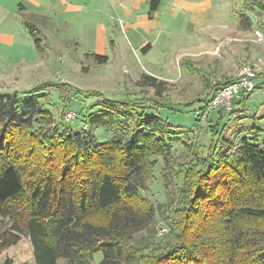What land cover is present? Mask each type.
<instances>
[{
	"label": "trees",
	"instance_id": "16d2710c",
	"mask_svg": "<svg viewBox=\"0 0 264 264\" xmlns=\"http://www.w3.org/2000/svg\"><path fill=\"white\" fill-rule=\"evenodd\" d=\"M158 4L150 1V13ZM246 7L264 13L260 0ZM85 56L98 65L108 62ZM229 82L211 88L212 95ZM139 86L158 100L167 92L166 83L144 74ZM65 88L47 83L21 94L0 93V215L11 219V228L1 233L2 249L26 235L35 264H92L96 253L102 254L98 264H264V148L255 124L229 135L217 123L209 127L205 153L194 139L181 143L187 161L175 162L173 147L181 141L166 120L148 113L152 98L98 101L85 121L91 130L82 135L54 123L44 107L47 91L54 90L65 111ZM249 96L242 93L233 109ZM233 109L219 115L231 116ZM94 128L111 138L96 140ZM156 158L165 173L176 171L181 179L178 207L169 206L176 215L166 236L137 240L153 224L148 199L138 193L148 192Z\"/></svg>",
	"mask_w": 264,
	"mask_h": 264
},
{
	"label": "rangeland",
	"instance_id": "374dc122",
	"mask_svg": "<svg viewBox=\"0 0 264 264\" xmlns=\"http://www.w3.org/2000/svg\"><path fill=\"white\" fill-rule=\"evenodd\" d=\"M264 2V0H262ZM256 18V14L251 15L253 19V28L250 35L243 37L239 43L242 46L236 49L235 55L241 52L244 44L255 43L261 51L263 43H258L256 37L252 32L255 30L261 32L259 26L264 21V15ZM22 22L21 30L24 32L23 36H15L14 43L11 47H0V70L10 71L11 76L0 78V93H24L34 88L47 83L54 85H66L64 97L68 99V105L65 111L62 112V103L60 94L56 91H47L49 95V106L44 105L45 109L51 112L54 123H63L65 126L72 128L75 133L85 135L89 129L85 123L86 118L91 113L98 109L95 107L98 101L103 99L125 101L127 100H141L157 101L153 105V101L148 102L151 109L148 113L151 116H159L166 120L176 133L175 137L181 142L173 147V158L175 162H186L188 154L183 150L181 143L189 144L196 139L203 147L202 152L205 153L210 142L209 127L220 123V128L223 126L229 127L228 115L222 114L221 120L217 118L219 108L213 111L207 120L199 121L194 118V111L199 109L202 103L200 101L207 100V93L212 86L210 80L217 79L215 75L209 73L212 63L208 61H199L196 63L188 60L192 67L186 69L180 64V58L172 69H170L169 80L163 81L156 78L158 81L166 83L165 88L167 92L163 95L161 100L154 97L153 90L142 88L139 86V80L142 73L151 74L155 71L154 60L160 59L155 51L150 52L146 56L141 52H133L130 46L125 42L121 46L113 48L108 46L102 37L99 36L94 43H87L81 24L84 22H91L90 20L73 19L71 20L72 28L59 31V35H55V30L50 27L46 20L42 23L36 21V17L27 18L25 21L20 18ZM26 24H29L26 26ZM49 30L52 35L46 34L44 36V29ZM91 31V30H90ZM48 32V33H49ZM264 33V29H263ZM88 37V36H87ZM119 37L123 39L122 35ZM113 38V37H112ZM236 37L235 39H239ZM47 39L49 44H45ZM114 39V38H113ZM249 42H245V40ZM36 42L34 43V41ZM83 42V43H82ZM81 43L82 45H80ZM94 46V47H93ZM94 48V49H92ZM124 51V52H123ZM95 53L99 56L108 58V62L103 65H98L95 61L87 59L86 54ZM172 52L168 57H172ZM124 56L123 60L118 57ZM145 56V57H144ZM257 60L251 62L244 61V64L237 65L235 71L231 76L219 79L221 82L228 78H234L240 67L245 64H252ZM35 65H30L32 62ZM154 65V66H153ZM234 69V68H233ZM144 74V75H145ZM264 74V73H261ZM259 75V74H258ZM257 75V76H258ZM159 101V102H158ZM195 101L192 105H187ZM208 101V100H207ZM150 111V112H149ZM65 114H74L75 117L71 121H66ZM66 118V117H65ZM241 126H243L241 124ZM96 140L105 142L111 138V135L105 132L102 128H94ZM264 137V136H263ZM264 140V138H263ZM261 139V141L263 142ZM264 148V145H263ZM156 166L154 167V179L148 184V192L138 194L141 197L148 199V202L153 210V224L146 230L140 232L135 236L137 240H143L147 237H156L160 239L168 234L169 220L175 217L168 211L169 206L178 207L176 200L177 188L181 184V179L176 174V171L165 173L163 171L162 159L156 158ZM23 215L20 219V224H23ZM99 219L102 216L95 215ZM181 217V213H180ZM19 218V217H18ZM95 221V220H93ZM11 228L10 218H1L0 215V241L1 233L8 231ZM19 242L9 248L2 249L0 247V264H35L32 254V247L26 235H19ZM1 243V242H0ZM102 260V254L96 253L93 255L91 263L98 264ZM57 264H72L66 260L60 259Z\"/></svg>",
	"mask_w": 264,
	"mask_h": 264
},
{
	"label": "crops",
	"instance_id": "0c3cea01",
	"mask_svg": "<svg viewBox=\"0 0 264 264\" xmlns=\"http://www.w3.org/2000/svg\"><path fill=\"white\" fill-rule=\"evenodd\" d=\"M150 1L0 0V47H11L16 35L23 36L26 33L21 30L20 18L25 21L36 17V21L41 23L44 19L55 30V35H59L62 28L68 34L72 28L70 21L82 19L91 21L81 24L87 43H94L101 36L108 46L115 49L125 42L134 53L141 52L146 56L155 51L160 59L154 60L155 71L148 76L163 81L169 80L170 69L178 58L180 62L190 60L197 64L206 60L212 63L209 73L217 79L231 76L237 65L244 64V61L251 62L258 58L264 60V21L259 25L263 43L261 51L250 41L253 45L244 44L241 52L235 55L236 49L242 46L235 42L249 36L255 26L251 15L256 14L258 19L264 15L258 10L250 11L246 7L249 0H159L153 13L149 9ZM260 2L264 4L262 0ZM242 17L248 27L242 26ZM44 31L45 37L46 34L52 35L46 28ZM44 43L49 44L47 39ZM171 52L172 57H168ZM123 57L118 59L123 60ZM35 64L34 61L30 65ZM9 76V70H0V78ZM254 84L255 91L250 94L247 103L243 107H234V114L227 117L230 126L226 133L229 135L255 124L261 131L260 140L264 138V74H259ZM211 97L212 91L209 90L207 100ZM220 111L217 112V118L222 116L219 115Z\"/></svg>",
	"mask_w": 264,
	"mask_h": 264
},
{
	"label": "built area",
	"instance_id": "2783aa9c",
	"mask_svg": "<svg viewBox=\"0 0 264 264\" xmlns=\"http://www.w3.org/2000/svg\"><path fill=\"white\" fill-rule=\"evenodd\" d=\"M254 36L258 43L262 42L260 31L255 30ZM264 73V61L257 60L252 64H245L240 67L234 78L230 77V82L225 86L219 88L212 97L207 101L205 105H202L199 109L194 111V118L199 121L206 120L209 115L216 109H220L226 113H230L233 109V102L240 97L242 93L251 94L255 91V80L257 75ZM219 79L210 80L212 86H216ZM66 117V118H65ZM64 119L71 121L75 117L74 114H66Z\"/></svg>",
	"mask_w": 264,
	"mask_h": 264
}]
</instances>
